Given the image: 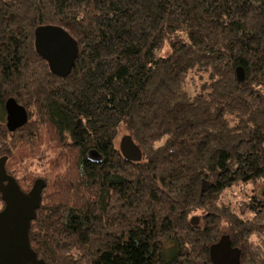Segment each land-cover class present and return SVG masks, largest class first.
I'll return each instance as SVG.
<instances>
[{
    "label": "trees",
    "instance_id": "16d2710c",
    "mask_svg": "<svg viewBox=\"0 0 264 264\" xmlns=\"http://www.w3.org/2000/svg\"><path fill=\"white\" fill-rule=\"evenodd\" d=\"M44 26L77 44L65 78L35 51ZM3 157L24 193L46 184L28 232L45 264H212L221 237L264 264V0H0Z\"/></svg>",
    "mask_w": 264,
    "mask_h": 264
},
{
    "label": "water",
    "instance_id": "95a60500",
    "mask_svg": "<svg viewBox=\"0 0 264 264\" xmlns=\"http://www.w3.org/2000/svg\"><path fill=\"white\" fill-rule=\"evenodd\" d=\"M34 47L36 53L47 62L53 75L65 78L70 74L77 55V44L62 28H37ZM236 78L238 82L244 80L241 68L236 69ZM4 108L8 131L14 132L26 123V111L14 99H8ZM118 147L125 160H141V150L130 136L121 137ZM88 159L98 164L102 161V156L95 150H90ZM5 162V157L0 158V195L4 202V209L0 212V264H45L31 249L28 232L30 223L35 219L36 211L40 207L41 194L46 184L42 179H38L30 191L24 193L16 181L6 174ZM190 223L197 225L198 218H191ZM209 257L212 264H240L239 251L231 247L226 237H221L210 247Z\"/></svg>",
    "mask_w": 264,
    "mask_h": 264
},
{
    "label": "rangeland",
    "instance_id": "374dc122",
    "mask_svg": "<svg viewBox=\"0 0 264 264\" xmlns=\"http://www.w3.org/2000/svg\"><path fill=\"white\" fill-rule=\"evenodd\" d=\"M23 156V155H22ZM19 158H21V157H19ZM46 162V163H45ZM33 163H36L35 161H32V162H30V164H33ZM44 163H45V165H44V167L46 168V167H48V164H49V161H45L44 160ZM38 173V172H37ZM40 173V172H39ZM233 200V199H232ZM235 200V199H234Z\"/></svg>",
    "mask_w": 264,
    "mask_h": 264
},
{
    "label": "clouds",
    "instance_id": "9594fccd",
    "mask_svg": "<svg viewBox=\"0 0 264 264\" xmlns=\"http://www.w3.org/2000/svg\"><path fill=\"white\" fill-rule=\"evenodd\" d=\"M251 240H252L253 243H257V237L255 235H253L251 237Z\"/></svg>",
    "mask_w": 264,
    "mask_h": 264
}]
</instances>
